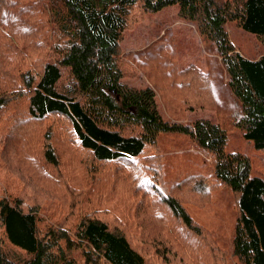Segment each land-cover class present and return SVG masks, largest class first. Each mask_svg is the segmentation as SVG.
<instances>
[{"label": "trees", "instance_id": "16d2710c", "mask_svg": "<svg viewBox=\"0 0 264 264\" xmlns=\"http://www.w3.org/2000/svg\"><path fill=\"white\" fill-rule=\"evenodd\" d=\"M42 1L46 7L41 21L34 18L32 10H24L25 0H0V15L8 21L1 19L6 28L4 33L21 28L32 37L40 36L34 63L29 58L16 63L19 70L26 69L21 73L27 89L28 119L67 123L78 148L97 163L120 166L124 171L128 166H138L141 176L143 170H148L150 181L143 180L146 186L143 191L150 182L152 191L146 195L142 192L144 208L139 207L135 214L139 220L160 211L188 236L201 238L207 232L213 237L195 219L193 209L187 207L189 202H183L179 189L161 184L155 175V171L159 173L158 163L149 159V166L140 164L149 149L175 159L171 161L169 170L173 174L168 175V181H175L183 172L180 180L194 181L191 196L197 193L204 200L211 197L216 186L225 188L234 196L236 209L229 234L230 258L239 264H264V177L256 173L251 158L228 149L226 131L219 124L207 119L182 122L165 118L151 86L134 88L123 82L120 60V43L138 8L143 14H152L178 5L180 17L197 26L208 57L205 62L210 66L206 69L207 76L202 77L200 68L194 65L189 66L190 73L185 75L178 70L175 75L168 58L173 57V52L167 55L162 52L164 57L159 53L163 51L162 42L145 53L161 57L160 62L171 71L165 72L173 80L193 78L197 83L200 79L205 87V79L213 82V68L219 64L240 111L234 127L254 152H264V52L259 57L245 56L235 48L226 31V26L234 23L264 49V0ZM37 22L44 26L36 28ZM46 34L51 35L48 38L51 41L45 39ZM46 48L49 52L41 53ZM45 55H48L46 59ZM186 89H190L189 84ZM164 136L174 138L181 148L192 147L194 154L178 148L164 153L160 143ZM172 153L179 156L170 158ZM200 156L203 163L197 164ZM44 158L51 165L57 164L50 146L44 151ZM118 178L126 182L136 180L130 173L127 178L125 174ZM125 214L120 211L117 220L110 218L120 225ZM41 225L37 213L26 210L22 202L1 198L0 239L27 259L13 260L0 254V264H78L77 257L82 264H148L146 256L132 245L127 234L106 218L88 215L80 218L74 227L57 231L47 228L43 232L40 229L45 226ZM167 242L173 245L177 238L169 237ZM215 245L214 242V250ZM154 255L163 264H171L174 259L172 249L163 241L155 248Z\"/></svg>", "mask_w": 264, "mask_h": 264}, {"label": "rangeland", "instance_id": "374dc122", "mask_svg": "<svg viewBox=\"0 0 264 264\" xmlns=\"http://www.w3.org/2000/svg\"><path fill=\"white\" fill-rule=\"evenodd\" d=\"M25 1L24 10H32L34 18L42 21L45 3L42 0ZM137 10L120 43L123 82L134 88L151 86L156 92L157 106L165 118L173 117L182 122L207 119L219 124L226 131L228 149L249 156L256 173L264 177V152H254L234 127L240 111L225 84V75L219 64L216 63L213 68V82L208 81V84L205 79L206 87L200 79L197 86L193 78L188 79L191 85L188 80L177 76L173 80L167 74L174 70L176 75V71L182 70L186 75L191 72L189 66L194 65L200 68L202 77L207 76L206 69L210 66L205 62L208 57L196 24L180 17L178 5L152 14H143L139 8ZM1 19L8 22L0 15V22ZM35 26L41 28L44 25L39 22ZM4 29L6 28L0 23V199H17L26 210L36 212L45 226L40 229L43 232L47 228L57 231L74 227L80 218L88 215L95 214V217L102 220L106 218L127 234L132 245L146 256L148 264H163L154 255L155 248L162 241L172 249L174 259L171 264H239L229 255V234L236 209L235 198L228 190L216 186L211 197L204 200L197 193L191 196L194 181L189 178L186 181L180 180L183 172L180 178L168 181V175L173 174L169 170L171 161L175 159H167L166 155L149 149L140 164L149 166V159L150 162L158 163L160 169L159 173L155 171V175L161 184L179 189L183 202H189L187 207L193 209L195 219L210 230L213 237L208 236L207 232L201 238L188 236L189 234L179 230L171 217L160 211H155L145 220H139L135 215L136 210L144 208L145 195L152 191L149 190L151 182L147 190L143 191L146 188L143 180L148 179V170H143L141 176L138 166L123 167L131 177L136 176L135 181L126 182L125 179L118 178L122 174L126 178L128 176L120 166L97 163L87 152L78 148L67 123H58L55 119L43 122L28 119L25 112L27 89L21 73L26 69L19 70L16 63L22 58H29L34 63L40 36L32 37L21 28L6 34ZM226 31L235 48L245 56L259 57L264 52L261 43L240 30L236 24L229 23ZM49 37L51 35L46 34L45 39L51 41ZM160 42L163 51L159 53L166 52L167 55L172 51L174 54L173 57L168 56L171 71L160 62L161 57L156 56L157 59L152 53H145L148 48L155 47ZM48 52V48L41 51ZM162 56L164 57L163 53ZM43 57L46 59L48 55ZM186 84L190 86L188 91ZM192 99V103L188 102ZM160 143L164 153L178 148L189 151V155L194 154L192 147L181 148L174 138L164 136ZM47 146L52 148L56 156V165L47 163L44 158ZM176 156L179 155L172 153L170 158ZM201 163L203 158L200 156L197 164ZM188 196L192 198L187 199ZM120 211H125L126 214L121 217L119 225L110 217L117 220ZM169 237L177 238V242L169 244ZM214 242L215 250L212 249ZM0 254L13 260L27 259L1 239ZM77 262L82 264L78 257Z\"/></svg>", "mask_w": 264, "mask_h": 264}]
</instances>
